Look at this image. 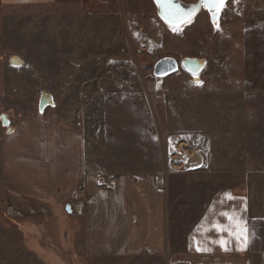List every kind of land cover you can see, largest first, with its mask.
<instances>
[{
    "label": "crops",
    "instance_id": "1",
    "mask_svg": "<svg viewBox=\"0 0 264 264\" xmlns=\"http://www.w3.org/2000/svg\"><path fill=\"white\" fill-rule=\"evenodd\" d=\"M49 1L0 0V7ZM254 8L238 62H218L217 92L192 79L187 90L176 87L169 94L163 151L157 146L159 153L146 157L138 148L136 156L108 160L123 167L96 175L104 187L89 190L90 198L77 207L72 204L73 247L80 255L74 264H264V3ZM138 115L132 120L136 126L126 128L143 137ZM7 119L0 175L8 189L27 200L73 194L86 171L81 131L49 116L25 117L15 128ZM155 129L163 138V130ZM199 181L239 183L190 187ZM222 212L242 221L235 235L211 227L228 223ZM14 225L46 261L51 254L52 264L55 258L63 263L34 240L37 225Z\"/></svg>",
    "mask_w": 264,
    "mask_h": 264
},
{
    "label": "rangeland",
    "instance_id": "2",
    "mask_svg": "<svg viewBox=\"0 0 264 264\" xmlns=\"http://www.w3.org/2000/svg\"><path fill=\"white\" fill-rule=\"evenodd\" d=\"M256 3L264 0H228L215 24L201 7L190 22L178 26L158 17L153 0H51L44 5L0 7V141L7 134L1 119L6 114L14 128L28 116L60 120L77 127L86 144L85 177L63 199H23L0 175V264H52L51 254L46 261L43 253L24 242L14 224L25 222L37 225L34 240L57 253L62 264L77 263L80 255L72 240L77 216L72 204L88 200L89 190L104 187L105 181L96 175L123 167L108 160L127 153L136 156L138 148L146 157L157 155V146L163 151V113L169 94L176 87L187 90L193 79L181 59L204 58L199 87L216 93L218 62H238ZM13 54L21 58V65L10 63ZM165 56L173 57L178 68L156 77L153 66ZM41 92L51 94L52 103L39 111ZM137 115L143 116V137L126 128L133 126ZM156 127L163 130V138H157ZM238 183L199 181L190 187ZM53 262L57 264L56 258Z\"/></svg>",
    "mask_w": 264,
    "mask_h": 264
},
{
    "label": "water",
    "instance_id": "3",
    "mask_svg": "<svg viewBox=\"0 0 264 264\" xmlns=\"http://www.w3.org/2000/svg\"><path fill=\"white\" fill-rule=\"evenodd\" d=\"M156 7H157V15L158 17L164 21L166 24L168 25H181L183 23H185L184 21H175V20H168L165 18V15L163 14L164 9L161 7V4L158 3V0H153ZM228 0H224V4L223 6L227 3ZM172 3L174 5H177L180 9L184 10L185 12L188 11L193 5H198L200 3V0H197L195 3H189V4H184L183 2H181L180 0H172ZM222 6V7H223ZM221 7V8H222ZM201 7H199L193 14L191 17H193L195 15V13L200 9ZM205 8V7H203ZM220 8V9H221ZM207 11L208 9L205 8ZM220 9L218 10V12H216V17L215 20L217 22L219 13H220ZM209 12V11H208ZM210 13V12H209ZM210 20L213 24H215L213 22V14L210 13ZM10 63L14 66L17 65H21L22 64V60L21 58L16 55L13 54L10 56ZM181 65L182 67L190 74L193 76V80L194 81H199V73L202 71V69L204 68L205 65V59L201 58V57H183L181 59ZM178 68V63L177 61L170 56H165L162 57L160 59H158L154 66H153V74L156 77H166L172 73H174ZM52 103V96L51 94L47 93V92H41L40 98H39V102H38V109L39 111L44 110L47 106H49ZM1 119H2V124L4 126L8 125V119L6 118L5 114L1 115Z\"/></svg>",
    "mask_w": 264,
    "mask_h": 264
},
{
    "label": "snow or ice",
    "instance_id": "4",
    "mask_svg": "<svg viewBox=\"0 0 264 264\" xmlns=\"http://www.w3.org/2000/svg\"><path fill=\"white\" fill-rule=\"evenodd\" d=\"M158 3L161 4V7L164 9L163 14L165 18L168 20L175 21H184L190 22L192 14L199 8L205 7L208 9L210 13L213 14V22L215 23L216 12L223 6L224 0H200L198 5H193L188 11H184L180 9L177 5L172 3V0H158ZM174 30H176L174 28ZM231 198V197H229ZM219 215L224 216L228 219V223L226 225H221L219 223H214L211 227L214 228L218 232H228L229 236L235 235L236 230L240 229L242 226V221L238 218L236 214L229 215L226 212H222ZM211 230V229H209ZM243 230L246 231V225L243 226ZM213 243H221L223 246V241H213ZM198 251H210L209 248H200L197 247ZM227 250V249H226Z\"/></svg>",
    "mask_w": 264,
    "mask_h": 264
}]
</instances>
